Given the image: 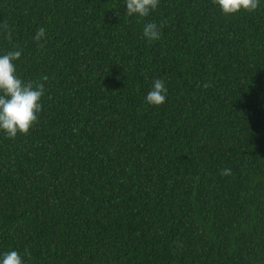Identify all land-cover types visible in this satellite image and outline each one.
I'll use <instances>...</instances> for the list:
<instances>
[{"label": "trees", "instance_id": "obj_1", "mask_svg": "<svg viewBox=\"0 0 264 264\" xmlns=\"http://www.w3.org/2000/svg\"><path fill=\"white\" fill-rule=\"evenodd\" d=\"M124 12V0H0V53L20 50L17 74L44 86L27 134H0V252L264 264V2ZM156 78L166 99L147 105Z\"/></svg>", "mask_w": 264, "mask_h": 264}, {"label": "clouds", "instance_id": "obj_2", "mask_svg": "<svg viewBox=\"0 0 264 264\" xmlns=\"http://www.w3.org/2000/svg\"><path fill=\"white\" fill-rule=\"evenodd\" d=\"M264 0H213L214 6L225 16L233 15L241 10L253 12ZM160 0H124V14L128 17L143 18L156 10ZM163 24L146 23L142 35L147 41H155L161 36ZM45 36V29L39 27L33 37L35 41ZM21 57L20 50L0 53V134L15 138L17 133L27 134L37 121L41 111V97L44 86L21 80L16 72L15 61ZM167 95L164 82L153 79L150 89L144 96L147 105L159 106ZM230 169H223L221 175H229ZM0 264H25L24 256L16 250L0 252Z\"/></svg>", "mask_w": 264, "mask_h": 264}]
</instances>
